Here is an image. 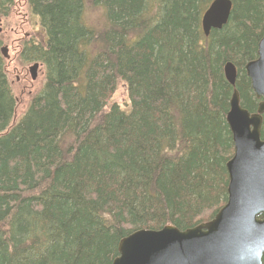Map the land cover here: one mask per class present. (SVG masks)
I'll use <instances>...</instances> for the list:
<instances>
[{
    "label": "trees",
    "instance_id": "obj_1",
    "mask_svg": "<svg viewBox=\"0 0 264 264\" xmlns=\"http://www.w3.org/2000/svg\"><path fill=\"white\" fill-rule=\"evenodd\" d=\"M25 1L46 39L25 43L23 61L41 64L45 83L15 121L0 39V264H113L136 231L212 221L228 198L233 93L251 114L260 103L245 67L264 0H231L208 38L215 0ZM15 2L0 0V23ZM88 7L102 13L99 34ZM120 83L128 111L111 103Z\"/></svg>",
    "mask_w": 264,
    "mask_h": 264
},
{
    "label": "water",
    "instance_id": "obj_2",
    "mask_svg": "<svg viewBox=\"0 0 264 264\" xmlns=\"http://www.w3.org/2000/svg\"><path fill=\"white\" fill-rule=\"evenodd\" d=\"M233 11L231 0H215L202 17L205 37L222 30ZM8 58V48L2 49ZM39 64L30 68L32 81ZM228 83L236 86L235 65L225 66ZM245 71L257 99H264V36L257 59ZM264 102L256 114L241 106L239 92L230 101L227 124L233 136L234 156L227 164L228 198L215 218L187 231L167 226L140 230L124 238L113 264H263L264 260Z\"/></svg>",
    "mask_w": 264,
    "mask_h": 264
},
{
    "label": "rangeland",
    "instance_id": "obj_3",
    "mask_svg": "<svg viewBox=\"0 0 264 264\" xmlns=\"http://www.w3.org/2000/svg\"><path fill=\"white\" fill-rule=\"evenodd\" d=\"M91 8L86 9L88 17L86 22L99 34L106 28V24L102 13L93 8L91 10ZM0 39L4 43L3 47L8 48L6 72L17 102L15 121H18L25 114L31 101L38 95L45 83L43 66L38 71L37 80L32 81L29 69L34 63L30 64L23 61L22 54L25 43L40 44L46 39L39 19L32 14L25 0H16L10 16L1 21ZM111 103L118 104L123 110H129L130 99L125 83L119 84ZM111 103H109V106H111Z\"/></svg>",
    "mask_w": 264,
    "mask_h": 264
}]
</instances>
